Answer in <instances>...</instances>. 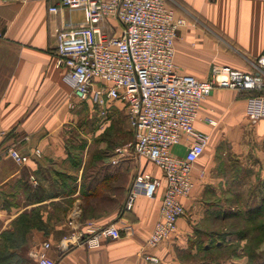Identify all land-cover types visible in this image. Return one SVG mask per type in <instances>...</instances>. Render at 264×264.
<instances>
[{
    "label": "crops",
    "instance_id": "0c3cea01",
    "mask_svg": "<svg viewBox=\"0 0 264 264\" xmlns=\"http://www.w3.org/2000/svg\"><path fill=\"white\" fill-rule=\"evenodd\" d=\"M167 3L186 20L175 39L180 73L208 81L215 65L254 72L264 53V0ZM51 5L50 0H0V242L21 228L24 215L33 216L36 210L42 219L39 228L27 231L23 244L4 246L9 256L0 264H36L27 252L45 241L54 245L49 255L57 264H188L198 246L243 245L240 230L228 225L235 214L246 211L245 201L264 200V119L248 118L246 92L215 88L203 102L195 129L211 140L195 166V187L182 199L185 215L172 238L148 248L160 219L163 187L154 199L137 198L130 211L125 203L137 174L162 178V172L150 160L135 157L131 148L95 145L97 137H102L99 144H108L99 130L85 136V105L76 99L66 69L58 68L55 58L57 31L86 20L82 11L51 14ZM98 25L108 33L120 31L114 19ZM252 92L264 95V90ZM114 107L126 106L117 101L109 106L110 113ZM98 113L97 128L104 119ZM191 141L183 139L173 153L184 156ZM9 147L30 161L16 164ZM75 211L81 212L79 224H114L122 236L103 240L95 249L60 251L57 244L68 233L67 221ZM217 221L220 230L213 232ZM215 235L219 240L210 244Z\"/></svg>",
    "mask_w": 264,
    "mask_h": 264
},
{
    "label": "built area",
    "instance_id": "2783aa9c",
    "mask_svg": "<svg viewBox=\"0 0 264 264\" xmlns=\"http://www.w3.org/2000/svg\"><path fill=\"white\" fill-rule=\"evenodd\" d=\"M50 1L49 13L82 11L86 20L58 30L56 35V66L66 69L65 78L76 99L98 106L103 118L109 106L123 102L134 133V154L150 160L162 172V178L137 174L125 205L130 211L137 198L154 199L163 187L160 219L147 242L148 248H157L176 233L178 221L185 215L182 199L191 195L195 166L210 144V135L195 129L203 102L215 88L264 90V53L255 63L254 72L215 65L211 79L203 81L177 70L175 39L186 20L176 15L167 0ZM105 19L116 20L119 33L105 32L98 25ZM246 104L252 122L264 119V95L250 96ZM183 139L192 141L185 155L177 156L172 149ZM7 152L18 165L30 161L14 147ZM68 226V233L57 244L63 252L80 246L99 248L103 240L122 236L114 224L82 226L75 213L68 219ZM53 246L45 241L30 249L28 258L36 264H57L49 255ZM147 259L158 262L154 257Z\"/></svg>",
    "mask_w": 264,
    "mask_h": 264
},
{
    "label": "rangeland",
    "instance_id": "374dc122",
    "mask_svg": "<svg viewBox=\"0 0 264 264\" xmlns=\"http://www.w3.org/2000/svg\"><path fill=\"white\" fill-rule=\"evenodd\" d=\"M126 112H127L126 107L121 108V109H120V107H114L112 109V112L109 114L108 119L104 120L105 118H107V116L104 119H102V122L99 123V125H98L99 128H97L95 119L97 118V120H98L99 113L96 114L93 109H90L89 107H87L85 105V116H84V118L86 120L85 125H84L85 126L84 127L85 136H88L90 134V132H92L94 130H97V131L99 130L101 132H104L103 134L102 133L101 134L103 135L104 138H106L108 144L106 145V144H101V143L99 144L98 143V140H102L101 139L102 137L100 135L101 138L97 137V141L95 142V145L105 147V148L107 146V149L110 148V146H115L117 149L120 148L121 150H123V149L129 150L130 148L133 149V143H134L133 134H132V130L130 129V125H129L130 123H129V120L127 118ZM133 180H134V178H133ZM125 205H126V203H125ZM74 213L75 214L77 213V215L79 217L81 215L80 211H75ZM74 213H72V214H74ZM31 217H33V216H31ZM67 224H68V221H67ZM230 224H232V226H233V224L235 225L233 228L230 227L231 225H228L229 226L228 228L230 230L234 229V231H235V228H238L239 230H241L244 226L243 221L238 220V219H233L230 222ZM82 225H85V224H82ZM211 230H213V232H217L220 230L219 221L216 222V224L213 226V228ZM254 237L250 234L248 236V239L243 241V245L240 244L239 246H237V248H238L237 253L235 252L233 254H231V252L234 251L235 246L227 248V249H225V251H222L220 253H219L220 250H211V251L205 252V249L203 248V246H198L199 249L196 252V254L187 258L188 264H223V263H225V264H231L232 263L233 264L234 262H237V264H247L248 258L246 257V253L244 256V254H243L244 252L242 253L241 251L245 247H248V246H246V244L248 242L249 243L250 242L256 243V245L258 243L257 246H251V248H255L259 253H262L263 257H264V239L263 240H257V238L253 239ZM217 240H219L218 236H216V235L213 236L212 239H210V241H211L210 244L216 243ZM237 257H240L241 259L239 258V260L236 261ZM226 261H228V263Z\"/></svg>",
    "mask_w": 264,
    "mask_h": 264
},
{
    "label": "trees",
    "instance_id": "16d2710c",
    "mask_svg": "<svg viewBox=\"0 0 264 264\" xmlns=\"http://www.w3.org/2000/svg\"><path fill=\"white\" fill-rule=\"evenodd\" d=\"M245 93V92H244ZM247 96H256V95H260L263 93H256V92H246ZM87 107H89L90 109H93L95 111V113L97 114L100 110V108L98 106H94L90 103H86L84 104ZM110 112H108L107 114V118L109 117ZM106 118V119H107ZM104 133V132H102ZM106 133V132H105ZM110 133V132H109ZM108 133V134H109ZM110 135V134H109ZM111 136V135H110ZM244 210H246L245 212H240L239 215L235 216V219L237 218L238 220L243 221V228L238 232V237L240 240L244 241L248 239V236L251 234L255 239L257 238V240H263L264 239V200L261 203L258 204H254V203H250V202H246L244 204ZM33 212H35L36 214L33 215V217H29V215H24L23 217H21V219L19 220V223L21 228H18L15 230L14 234H10L7 233L5 234V236L3 237L4 240L3 242H0V260L3 258H7V256H9L8 254H6L4 252V246H19L21 244L24 243L25 240V235L27 233V231L30 230V228L32 227H40L41 223H42V219L39 217L38 213L36 210H34ZM231 228H233L235 225L230 224ZM236 229V228H235ZM234 230V229H233ZM258 245V243H257ZM256 243L253 242H248L246 244V246L243 250L242 253L245 256L246 253V257L248 258V263L247 264H264V257L262 253H259L255 248H251V246H257ZM239 246V245H237ZM260 246V245H259ZM230 248V247H229ZM225 247L223 246H210L209 249L205 250V252L211 251V250H220V252L225 251ZM229 250V249H228ZM237 247H235L234 251L231 252V254L233 253H237ZM236 255V254H235Z\"/></svg>",
    "mask_w": 264,
    "mask_h": 264
}]
</instances>
